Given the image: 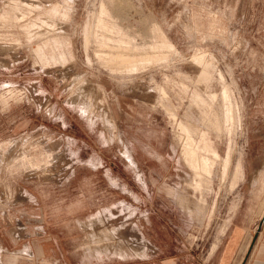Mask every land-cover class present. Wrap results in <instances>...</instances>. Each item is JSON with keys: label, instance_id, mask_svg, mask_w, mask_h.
I'll return each instance as SVG.
<instances>
[{"label": "rangeland", "instance_id": "1", "mask_svg": "<svg viewBox=\"0 0 264 264\" xmlns=\"http://www.w3.org/2000/svg\"><path fill=\"white\" fill-rule=\"evenodd\" d=\"M263 195L264 0H0V264H215Z\"/></svg>", "mask_w": 264, "mask_h": 264}, {"label": "crops", "instance_id": "2", "mask_svg": "<svg viewBox=\"0 0 264 264\" xmlns=\"http://www.w3.org/2000/svg\"><path fill=\"white\" fill-rule=\"evenodd\" d=\"M245 202L233 212L220 246L213 248V254L219 249L215 264H264V195L252 207L243 205Z\"/></svg>", "mask_w": 264, "mask_h": 264}, {"label": "bare ground", "instance_id": "3", "mask_svg": "<svg viewBox=\"0 0 264 264\" xmlns=\"http://www.w3.org/2000/svg\"><path fill=\"white\" fill-rule=\"evenodd\" d=\"M57 45H59V44H57ZM50 58H51V60L58 61L60 63L64 60L63 53L60 50L57 54H52V56H50ZM222 98H224L225 101H228V107L225 108L223 113L222 112L221 113H214L210 117L206 118V125H208V127H210L211 129H214L217 132H220L223 129L222 127H224V126L229 125L230 128H231V126L233 127V125L235 124L234 122H236L235 116L233 113L234 112L233 111V105H232V102L230 101V94L227 90H225L222 93ZM204 121H205V119H204ZM179 126H180L181 130H184L186 132H189L191 130L190 127H189L190 130H189L187 128V126H185L184 124H180ZM230 128H229V130H230ZM189 135H191V134L189 133ZM231 149L232 148L227 150L228 152H226V155L224 158H220L218 153H216L215 150L211 149L209 143H207V142H204V145L202 146L201 149H199L198 146L186 149V152L184 153L185 157H186V161L189 163V166L193 170V172L195 174V178L196 177L198 178V180L195 182V185H194L195 188L199 189L203 185L204 182L206 183V185L208 184L209 181L205 180L204 178H203L204 182H202V177H204V176L208 177L210 174H212L211 171L214 168V166L216 165V162H218L219 160L221 161V165H222V166L220 165L222 167L221 168L222 174H220V175H223V176L226 175V173L229 169L230 163H231V156H232V150ZM220 161H219V163H220ZM237 169H238V167H237Z\"/></svg>", "mask_w": 264, "mask_h": 264}, {"label": "water", "instance_id": "4", "mask_svg": "<svg viewBox=\"0 0 264 264\" xmlns=\"http://www.w3.org/2000/svg\"><path fill=\"white\" fill-rule=\"evenodd\" d=\"M261 223H262V222H260V224H259V226H258V230H257V232H259V229H260ZM256 236H257V235L254 236V239H253L252 243H253L254 240L256 239Z\"/></svg>", "mask_w": 264, "mask_h": 264}]
</instances>
